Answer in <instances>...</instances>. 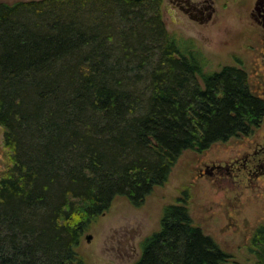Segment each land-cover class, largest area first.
<instances>
[{"label":"trees","instance_id":"1","mask_svg":"<svg viewBox=\"0 0 264 264\" xmlns=\"http://www.w3.org/2000/svg\"><path fill=\"white\" fill-rule=\"evenodd\" d=\"M162 12V0L0 2V264H85L82 237L117 197L142 205L185 150L263 117L246 72L205 73ZM182 194L135 264H232ZM252 252L264 264V225Z\"/></svg>","mask_w":264,"mask_h":264},{"label":"rangeland","instance_id":"2","mask_svg":"<svg viewBox=\"0 0 264 264\" xmlns=\"http://www.w3.org/2000/svg\"><path fill=\"white\" fill-rule=\"evenodd\" d=\"M1 1L12 3L19 0ZM221 13L220 27L200 31L196 27L192 30H173V26H169L181 52L196 53L203 62L205 73L220 70L224 65H235L233 54L244 55V39L237 38L235 20L230 15H224V9ZM245 59L248 60L246 56ZM221 146L215 143L206 152L185 150L173 167L168 181L155 187L140 206L133 205L124 196L117 197L110 209L82 237L77 250L85 264H135L142 255L145 239L160 230L165 206L177 203L184 190L190 195L189 210L194 224L233 256L232 264H255L252 237L263 221L262 216L250 205L241 206L243 210L236 221L237 226H231L225 210L226 202L218 197L217 188L197 178L198 166L203 160L219 155ZM9 159L4 131L0 126V172L6 168ZM89 234L92 235L90 241L86 238Z\"/></svg>","mask_w":264,"mask_h":264},{"label":"flooded vegetation","instance_id":"3","mask_svg":"<svg viewBox=\"0 0 264 264\" xmlns=\"http://www.w3.org/2000/svg\"><path fill=\"white\" fill-rule=\"evenodd\" d=\"M221 1L162 0L165 27L170 35L169 26H173V30L216 28L220 25V15H223L221 11L224 9V15L229 11L227 15L236 22L237 38L244 39V55L233 54L236 61L231 66L246 72L251 92L264 101V0ZM250 128L253 129L249 133L217 142L223 145L220 154L201 162L197 178L217 188L218 197L226 202L225 210L231 226H237L236 221L243 210L241 206L250 205L258 211L263 221L256 232L264 225V115Z\"/></svg>","mask_w":264,"mask_h":264},{"label":"water","instance_id":"4","mask_svg":"<svg viewBox=\"0 0 264 264\" xmlns=\"http://www.w3.org/2000/svg\"><path fill=\"white\" fill-rule=\"evenodd\" d=\"M86 238H87L88 241H90L92 239V235L89 234V235H87Z\"/></svg>","mask_w":264,"mask_h":264}]
</instances>
